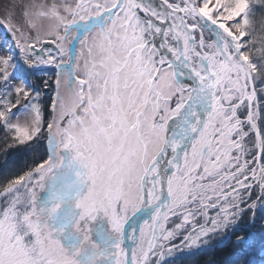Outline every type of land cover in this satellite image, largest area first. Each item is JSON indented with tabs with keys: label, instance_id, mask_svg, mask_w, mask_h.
Masks as SVG:
<instances>
[{
	"label": "snow or ice",
	"instance_id": "6c2138e0",
	"mask_svg": "<svg viewBox=\"0 0 264 264\" xmlns=\"http://www.w3.org/2000/svg\"><path fill=\"white\" fill-rule=\"evenodd\" d=\"M0 264H264V0H0Z\"/></svg>",
	"mask_w": 264,
	"mask_h": 264
},
{
	"label": "trees",
	"instance_id": "16d2710c",
	"mask_svg": "<svg viewBox=\"0 0 264 264\" xmlns=\"http://www.w3.org/2000/svg\"><path fill=\"white\" fill-rule=\"evenodd\" d=\"M199 259H201V261H207L208 259H211V256L207 253H202L199 257Z\"/></svg>",
	"mask_w": 264,
	"mask_h": 264
},
{
	"label": "rangeland",
	"instance_id": "374dc122",
	"mask_svg": "<svg viewBox=\"0 0 264 264\" xmlns=\"http://www.w3.org/2000/svg\"><path fill=\"white\" fill-rule=\"evenodd\" d=\"M258 15H259V13H258Z\"/></svg>",
	"mask_w": 264,
	"mask_h": 264
}]
</instances>
